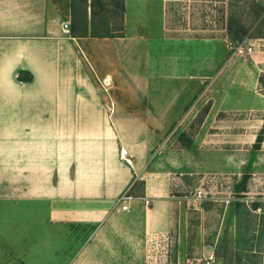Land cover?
I'll list each match as a JSON object with an SVG mask.
<instances>
[{
  "label": "crops",
  "instance_id": "obj_1",
  "mask_svg": "<svg viewBox=\"0 0 264 264\" xmlns=\"http://www.w3.org/2000/svg\"><path fill=\"white\" fill-rule=\"evenodd\" d=\"M164 19L163 13L164 41H184L195 50L141 53L147 59L144 76L137 72L142 59L133 60L131 71L122 52L104 50L103 56L87 43L84 49L80 37L62 26L53 0H0V202L49 204L89 218L150 199L156 206L146 208L145 216L155 228L160 217L170 215V200L152 191V172L145 173L148 155L180 121L186 130L206 104L191 145L174 149L171 164H186L190 154L224 155L229 163L230 155L252 152L264 128V43L252 54H232L228 34L165 37ZM159 70L167 84L151 81ZM115 71L132 83L117 82L107 97L94 74L112 78ZM162 91L172 96L163 99ZM141 175L145 195L134 196L129 192ZM60 238L80 241L77 233Z\"/></svg>",
  "mask_w": 264,
  "mask_h": 264
},
{
  "label": "rangeland",
  "instance_id": "obj_2",
  "mask_svg": "<svg viewBox=\"0 0 264 264\" xmlns=\"http://www.w3.org/2000/svg\"><path fill=\"white\" fill-rule=\"evenodd\" d=\"M91 1L53 3L62 26L80 37L84 49L87 43L89 50L103 56L104 50L122 52L131 71L133 60L140 61V54L145 55L146 51L154 57L195 50L194 45L184 41H164L163 13L165 37L227 35L231 17L249 29L242 40L255 46L264 43V12L257 16L264 8V0H128V35L126 14L123 24L116 4L105 1L94 12ZM148 32L149 37L143 35ZM134 55L136 59L132 58ZM146 60L143 58L137 68L144 76L148 72ZM97 73L96 86L107 97L114 95L117 82H124L125 86L132 83L130 76H120L117 71L112 78ZM166 76L165 71L159 70L151 81L167 84ZM147 92L154 95L156 91ZM162 92L163 99L172 96L169 91ZM202 109L186 130L182 120L158 138L148 155L145 173L152 172L148 176L152 191L162 200H170V215L160 217L155 228L148 227L145 216L146 208L156 206L150 199H138L139 203L132 206L127 201L124 207L120 204V210L95 212L89 218L75 215L77 219L69 211L58 212L49 204L1 201L0 264H74L76 259L75 264L85 259L93 264H264L261 147L253 148L247 155H230L229 163L224 155L208 159L206 154H190L185 158L186 164H171L174 149L191 145ZM205 161H209V166ZM144 177L140 176L130 194L145 195ZM64 232L73 236L77 233L79 243L65 242L60 238Z\"/></svg>",
  "mask_w": 264,
  "mask_h": 264
},
{
  "label": "trees",
  "instance_id": "obj_3",
  "mask_svg": "<svg viewBox=\"0 0 264 264\" xmlns=\"http://www.w3.org/2000/svg\"><path fill=\"white\" fill-rule=\"evenodd\" d=\"M105 1H112L113 4H116V6L121 10V12L119 14L121 15L122 23L124 24V14H125V9H126L125 0H92L91 1L92 11L95 12L97 5L98 6L101 4L104 5L103 3H105ZM263 12H264V8H261L260 11L258 12L257 16L258 17L261 16ZM227 30H228L229 37L233 38V40L234 39L235 40H242L249 32V29L247 26H245L244 24H242L240 22L233 21V18H231V17H230L229 22L227 24ZM261 81L264 83L263 77H261ZM208 108H209V105H206L202 109V113L198 117V123H201L203 121V118H204L205 114L207 113ZM263 140H264V128L260 131V133L257 136L256 143L254 144V149H259L261 147Z\"/></svg>",
  "mask_w": 264,
  "mask_h": 264
},
{
  "label": "built area",
  "instance_id": "obj_4",
  "mask_svg": "<svg viewBox=\"0 0 264 264\" xmlns=\"http://www.w3.org/2000/svg\"><path fill=\"white\" fill-rule=\"evenodd\" d=\"M228 47L231 50L232 54H252L255 51V45L249 44L246 39L244 40H233L228 39ZM121 154L123 157H126L128 150L126 148L121 149ZM207 264H213L212 261L207 262Z\"/></svg>",
  "mask_w": 264,
  "mask_h": 264
}]
</instances>
